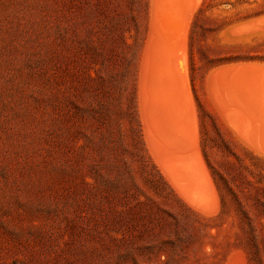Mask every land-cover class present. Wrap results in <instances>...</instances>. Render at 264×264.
Returning a JSON list of instances; mask_svg holds the SVG:
<instances>
[{
  "label": "rangeland",
  "instance_id": "1",
  "mask_svg": "<svg viewBox=\"0 0 264 264\" xmlns=\"http://www.w3.org/2000/svg\"><path fill=\"white\" fill-rule=\"evenodd\" d=\"M261 20L264 0H0V264H264Z\"/></svg>",
  "mask_w": 264,
  "mask_h": 264
},
{
  "label": "bare ground",
  "instance_id": "2",
  "mask_svg": "<svg viewBox=\"0 0 264 264\" xmlns=\"http://www.w3.org/2000/svg\"><path fill=\"white\" fill-rule=\"evenodd\" d=\"M258 25H260L261 27L262 26H264V20L262 21H259L258 23H257ZM227 74V73H226ZM228 74H230V71H229V73ZM264 75V74H263ZM154 91H155V93H158V94H160V93H162L161 92V89H160V87H156V88H154ZM165 93V92H164ZM161 96H163V93L161 94ZM161 97H159L158 99H160ZM163 98H166V96H163ZM161 108V107H160ZM157 108V106L155 105V108H154V111H153V116L155 117H157V116H159V112L160 111H162V121H165V122H171V125L173 124L174 125V123H172L174 120H176L175 118L176 117H174L173 118V115H171V113H170V110H167V111H165L166 109L165 108ZM236 114L237 113H235V111H233L232 112V114L229 116V120H230V123H231V125H232V127H233V129L236 131V133L242 138V139H246L247 137H248V125L246 124V123H244V121H243V124H238L237 122H236V119H235V116H236ZM164 122V123H165ZM174 122H176V121H174ZM166 124H169V123H166ZM177 124V122L175 123V125ZM174 125V126H175ZM177 126L178 127H180L178 124L175 126V127H173L174 129L176 128L177 129ZM166 127H169V126H166ZM257 128V127H256ZM158 129V128H157ZM156 129V130H157ZM179 129V128H178ZM181 129V128H180ZM258 131H253V135L255 136H258L259 138H261V140L264 142V130L261 128V129H257ZM166 131V130H165ZM175 132V131H174ZM174 132H173V134H174ZM179 132H182V130L181 131H179ZM240 132V133H239ZM161 133H163V132H161ZM161 133H158V134H161ZM169 133H171V132H169ZM183 133V132H182ZM163 135V134H162ZM165 135V134H164ZM167 135H169V134H167ZM182 135V134H181ZM183 137H184V135H183ZM160 138V137H159ZM165 138H166V136H165ZM165 138H164V140H165ZM169 138H171V137H169ZM173 139H177L178 140V138L179 137H177V138H174V137H172ZM182 138V137H181ZM185 138V137H184ZM158 140V139H157ZM163 140V141H164ZM170 140V139H169ZM181 140V139H180ZM180 140H178V141H180ZM184 140V139H183ZM182 140V143L185 141H183ZM172 141V140H171ZM170 141V142H171ZM168 142V141H167ZM161 143V142H160ZM168 144H170V143H168ZM180 144V142L178 143V145ZM154 145V144H153ZM161 145V144H160ZM162 146V145H161ZM171 146H174L173 145V141H172V145ZM254 146L259 150V151H261V152H264V150L262 149V147H260L259 145H257V144H254ZM170 147V146H169ZM168 147V148H169ZM176 147V146H175ZM162 153H163V155L162 156H159V153H158V151H157V149L156 150H154V154H155V156H156V159L155 160H157L158 158V160L157 161H159L160 162V164L162 165V168H163V171L165 172V174L167 175V177H168V179H169V181H170V183L172 184V186L174 187V189L178 192V194L185 200V202L190 206V207H192L193 209H195V210H199V211H204V212H209V211H213L214 209H215V207H216V205H215V207H213L212 206V203H211V205H209L210 203H209V201H207V200H205V201H207L208 202V204H207V202L205 203L203 200H201L202 198H199V196H197V194L198 193H196V191L198 192V190H196L195 191V189L196 188H199V185H195V183H194V181H193V179H192V173L189 171V169L188 168H182V167H179V165H178V163L180 162V159L179 158H177L176 157V155H175V153H177V152H175L174 154L172 153V152H170V149H172V148H169V149H166L164 146H162ZM174 148V147H173ZM178 148H180V146H178ZM175 149V148H174ZM174 149H172V150H174ZM181 149V148H180ZM183 150V149H182ZM179 151V150H178ZM160 155H161V153H160ZM156 161V162H157ZM158 163V162H157ZM159 164V165H160ZM203 168V167H202ZM203 171V170H202ZM202 171H201V173H202ZM204 173V172H203ZM205 174V173H204ZM204 174H202L203 176H204ZM202 175H200V176H202ZM206 176V175H205ZM197 178H199V177H197ZM194 179H196V178H194ZM200 179V178H199ZM204 179V177L202 178V180ZM203 184H205L204 183V181H203ZM206 185V184H205ZM197 186V187H196ZM203 188H205L204 186H203ZM206 188H208V187H206ZM209 189V188H208ZM208 189H206L207 191H208ZM200 192V191H199ZM209 192V191H208ZM201 193V192H200ZM200 193H199V195H200ZM200 197H201V195H200ZM202 197H203V194H202ZM204 198V197H203ZM206 199V198H205Z\"/></svg>",
  "mask_w": 264,
  "mask_h": 264
},
{
  "label": "crops",
  "instance_id": "3",
  "mask_svg": "<svg viewBox=\"0 0 264 264\" xmlns=\"http://www.w3.org/2000/svg\"><path fill=\"white\" fill-rule=\"evenodd\" d=\"M239 66H248V67H253V66H252V64H244V65H239ZM236 67H238V66H235V67H233V69H232V70H234ZM263 74H264V73H263ZM249 94H250V93H249ZM227 107H230V106H229V104H228V106H227ZM238 109H239V108H238V107H236L235 105H232V107H231V110H232V111H235V113H236V112H238Z\"/></svg>",
  "mask_w": 264,
  "mask_h": 264
}]
</instances>
